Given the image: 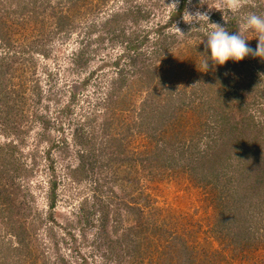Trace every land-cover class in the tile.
I'll use <instances>...</instances> for the list:
<instances>
[{"label": "rangeland", "instance_id": "obj_1", "mask_svg": "<svg viewBox=\"0 0 264 264\" xmlns=\"http://www.w3.org/2000/svg\"><path fill=\"white\" fill-rule=\"evenodd\" d=\"M171 3L0 0V191L10 196L7 209H16L9 218L32 231L28 240L37 245L36 260L28 258L27 264H83L84 258L87 264H264V203L249 214L241 202L239 212L230 213L214 199L212 182L192 170L195 162L189 153H181L175 144L188 139L190 130L203 129L199 114L171 104L166 109L173 116L163 121L172 127L164 137L160 120L141 123L146 104L155 100L161 111L168 104L154 88L159 72L183 77L169 85L179 88L183 81L189 94L196 77L218 72L233 89L226 129L236 124L239 130L230 132L232 143L223 140L215 149L214 162L227 167L233 160L224 172L243 177L239 193L248 192L249 182L255 186L248 193L251 201L264 202V185L256 183L264 174V59L248 56L201 73L205 34L196 29L187 34L199 25L182 19L185 10H199L227 28L222 15L227 22L235 17L228 30L241 31L255 49L256 34L243 31V21L250 13L264 18V0H238L242 7L236 14L229 0H188L184 7L179 0L176 13ZM175 25L187 35L178 34ZM9 55L15 58L3 61ZM147 65L156 73V83L147 77ZM189 68L190 79L181 75ZM4 91L13 92L12 97L3 96ZM112 103L119 113L111 112ZM110 113L118 114L111 120ZM249 114H256L262 125L244 130ZM213 115L206 114L212 121ZM175 119L182 122L173 123ZM81 135L97 144L85 146ZM155 136L171 143L169 154L175 153L163 168L152 157L158 150ZM54 179L59 188L52 211L48 205ZM83 208L97 211L84 215ZM234 214L237 220H228ZM98 216L108 220L102 223ZM7 228L0 218V243L5 242L1 255L13 262ZM109 236L116 241L121 237L119 244L106 241Z\"/></svg>", "mask_w": 264, "mask_h": 264}, {"label": "trees", "instance_id": "obj_2", "mask_svg": "<svg viewBox=\"0 0 264 264\" xmlns=\"http://www.w3.org/2000/svg\"><path fill=\"white\" fill-rule=\"evenodd\" d=\"M187 2H188V0H182L183 7L185 6V4H187ZM94 7H95V5H93V7L91 9H93ZM180 12L181 11H178V13H180ZM173 16L175 18L176 14L173 13ZM61 18H62V16H61ZM230 19L231 20H229V22L227 23V29H229L230 27L232 28L235 21H236L235 17H234V19L233 18H230ZM60 22H61V26H64L66 20H64L62 18V21H60ZM161 50L162 49L159 50V53ZM154 53L156 54V51ZM14 54L19 55V53H17L16 51ZM160 54H165V53H160ZM160 54H158V55H160ZM15 55H13V56L9 55L7 57H2V59L4 58L3 61L9 60L10 58L14 59ZM119 61H120L119 58H117L115 60V64L119 65L120 64ZM193 66L191 65V68ZM150 69H149L148 65L145 68V72L146 73L149 72V76H147V77L150 78L151 81L156 83V81H155L156 73L153 72L152 69L151 70ZM190 71H191L190 68L185 69L181 75L182 76L184 75L185 77L190 79V74H191ZM122 72H123L122 69H120L121 74H122ZM164 73H168V72H164ZM168 77H170V78H168ZM219 77L220 76H219L218 72H216V74L212 75L211 78L209 77V75H207V77H205L203 75H202V77H196L197 80H195V85L193 84L194 86H192V88H193L192 90H194V91L191 92L193 97L189 98L191 93L189 94L187 85H185V84L183 85V81H180L181 86L179 88L169 85V82H171L172 80H182L183 77H181L179 79V77L177 76V78L174 79L173 75L168 74L167 76H165L161 72H159L158 78H157V83L160 86H158L156 83L154 88L157 90V92L161 93L164 98L167 99L168 104L165 106V108L163 107L162 111L158 108L157 102L155 100L152 101L151 104H146L144 109L141 111V117L143 119V122H141V123H147L148 121L154 122L155 120L157 122H159V120H160L162 127L159 130L161 133H163V135H161V136L164 137V134H167V132H169L171 130V127H172L171 124L165 123V121L171 120V118L173 116V113H171V116H169V111L166 109V108H168V106H171V104L176 106V104H178L176 106V110L177 109L186 110L188 108L194 109L195 112L197 114H199V116L201 118L200 119V121H201L200 125L202 126L203 129L197 130V131H195V129L190 130L188 139L176 141L177 143H175V144H177L181 153H189V156L191 157L190 161L195 162L194 163L195 166L192 170H196V172H199V174H202L200 179L201 180L207 179L208 180L207 183L212 182L211 183L212 184L211 187L213 190L212 194L214 195L215 200L220 201L219 205H221L223 208L229 209V212L233 213L231 211L239 212L238 209L240 210V206H238V204L240 205V203L242 202L244 205L246 203L247 206L246 205L244 206V211L247 210V212L250 214L252 209H254L256 207H261V205L264 203V202H262L260 205H258L257 203H253V201H251L250 197H253V196L248 194V193L252 189H254L255 186H252L251 183L248 182L247 183L248 186H247V184L245 185V188L248 189V192H246L245 194H240L239 193L240 190L238 188H243V186L238 187V183L240 182V180L243 177H239V175L236 176L235 174L237 172H235L234 174L233 173L227 174L224 172L226 169H228L229 165L232 164L233 158L229 159V160H232V162L230 164H228L227 167L224 163L221 164V162H214L215 159L217 160V157H218V154H217V156L214 158V156L217 153V151H215V149L218 150V148L221 147L223 140H226L225 141L226 143H229V142L232 143L233 138L231 137V133L232 132L236 133L237 130H239V128H237L236 124H233L231 126V129H226V126L229 122V115L225 114V112H227L230 108H232V94L233 93L231 91H233V89L232 88H231L232 90L229 89L230 86L226 83V81L220 80ZM25 81H27V79L26 80L24 79V82ZM158 81H160V82H158ZM6 92L7 91H4L3 96L5 95L9 98L12 97L13 92H11V94L6 93ZM197 99H199L201 103H199L197 101ZM190 104L192 105V107H189ZM147 105H148V107H147ZM111 108L113 109V110H111V112H113L115 110L118 113L120 112V110L118 108L115 109L114 103H112ZM164 111L167 112L168 114H165ZM207 113L210 114V116H211V113L214 114L213 115V121L210 120L206 116ZM117 114L116 113H112V114L110 113L109 119L113 115L111 117V120H114L115 115H117ZM164 116H168V118L165 121H163ZM177 121H178V123L182 122L181 120L175 119V121H173V123L177 122ZM112 123L113 122H111V121L109 122V128L111 130H114L111 127ZM262 123H263V121L257 120L256 114H249L248 117H246L245 120H243V122H242L244 130L249 129L250 127H257V126L260 127L262 125ZM148 126H150V124H148ZM145 130H146V128H145ZM106 132L108 134H110L109 129H107ZM151 134L154 136V133H151ZM157 134H158V132H156V135ZM152 135H148V136H152ZM78 138H79V135H78ZM81 138L83 141L81 142V140H80V142L83 143L85 146L92 144V143L94 145L97 144L95 142L96 140L93 139V137H92V141H91V138L86 140L85 137H83L82 135H81ZM204 138H207V140H205ZM155 139L156 140L159 139L158 143H157L158 150L156 151L157 153L155 155H153L152 157H153V160H155V166L160 165V168H163V167L171 164V159H175V153L169 154V151L171 149V146H170L171 143H166L165 141L160 139V137H158V136L157 137L155 136ZM160 140H162L163 143H161ZM104 141H106V140H104ZM107 142H105L104 144H107ZM203 142L206 143V148H203L204 147ZM172 143H173V141H172ZM104 144H102V146H101L102 151H104L105 150L104 148H106V146H104ZM55 145H56V142L54 144H52V146H55ZM82 151L85 152L84 150H82ZM1 152H2V150H1V146H0V158H1ZM211 152L213 153V155ZM49 156H51V154ZM162 163H164L165 165ZM190 164H192V163H190ZM194 164H192V165H194ZM218 164L220 167H218ZM242 176H244V175L242 174ZM214 181L216 183H213ZM256 181H257L256 182L257 185H264V174L258 175L256 177ZM58 186H59L58 180H56V179L52 180V190L53 191L51 193L50 205H48L49 209H51L52 211L57 208V204H58V199H57L58 198L57 190L59 188ZM228 191H229V193L227 194ZM9 197L10 196H8V195L6 197H4V194L0 191V218H2V220L8 226L7 233L9 235H11V239L13 237V240L7 239V242L9 244L8 249H13V251H14L15 260L13 262H11V259H6L7 256L5 258L3 255H1L5 249V248H3V245L5 244V242L1 241V243H0V264H6V263L7 264H27L28 258H30V261L36 260V258L34 256V249L33 248H36L37 245L33 240H28L29 237H32L31 236L32 231L30 232L29 229H26L25 225L23 226V224L17 225L14 220L9 218V216H12L16 213V209H14L13 206L10 209H7V205H9V203H10ZM3 198L7 199L8 204H6V205L2 204ZM212 200H213V197H212ZM253 204L255 205L254 207H253ZM81 211H82V214H84V215L86 212H87V214L88 213L92 214L94 212V211L93 212L89 211L85 208H83ZM96 211H97V209H95L94 213H96ZM224 212H225V209H224ZM17 213L23 214L22 212L20 213V211H17ZM6 216L8 218H5ZM227 216H229L228 220H232V221L237 220L236 214L227 215ZM97 218H98L97 219L98 221L102 220V223H105V221L108 220L106 216H98ZM142 219L145 221L144 218H142ZM83 221H84V223L91 224L92 220L90 221V219H88L87 217H84ZM102 226H103V224H102ZM74 236H75V238H78L79 235H76V233H75ZM99 237L100 236H98L97 239H99ZM119 238L120 239L118 241H116V240H114L115 239L114 237L112 238L111 236H109V238L106 239V241L108 240L110 244L114 243V241L117 244H119L121 237H119ZM104 243L105 242H103V244ZM110 247L112 249H114L111 245H110ZM5 254H7V252ZM63 259H66V257L64 256ZM83 260H84L83 264H87V259L84 258Z\"/></svg>", "mask_w": 264, "mask_h": 264}, {"label": "clouds", "instance_id": "obj_3", "mask_svg": "<svg viewBox=\"0 0 264 264\" xmlns=\"http://www.w3.org/2000/svg\"><path fill=\"white\" fill-rule=\"evenodd\" d=\"M189 3H191V0H189ZM178 4L179 0H173V3L170 4L174 8L175 13L177 12ZM228 7L233 14H236L241 5L238 0H229ZM222 18L228 23L223 15ZM182 19L188 25H199V27H191L187 34L193 29L203 31L205 34L206 38L201 42H206L205 51L200 53L204 57L201 65L202 70H198L201 73H207L210 69L215 71L229 61L238 63L248 56L264 59V18L255 13L247 14L243 21V31L250 30L256 34L254 38L258 40V43L255 49L248 45L247 41L251 39L245 38L241 31H236L233 34L226 27L210 22L207 12L197 10L193 13L185 10L182 14ZM175 27L178 34L187 35L176 25Z\"/></svg>", "mask_w": 264, "mask_h": 264}]
</instances>
